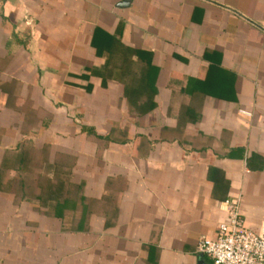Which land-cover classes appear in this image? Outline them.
<instances>
[{
    "label": "crops",
    "instance_id": "obj_1",
    "mask_svg": "<svg viewBox=\"0 0 264 264\" xmlns=\"http://www.w3.org/2000/svg\"><path fill=\"white\" fill-rule=\"evenodd\" d=\"M105 35L158 68L152 110L92 72ZM232 197L257 231L264 0H0V264H211Z\"/></svg>",
    "mask_w": 264,
    "mask_h": 264
},
{
    "label": "trees",
    "instance_id": "obj_2",
    "mask_svg": "<svg viewBox=\"0 0 264 264\" xmlns=\"http://www.w3.org/2000/svg\"><path fill=\"white\" fill-rule=\"evenodd\" d=\"M105 37L109 39H107V41L110 48L104 50H108L111 53H102L103 47L107 48V46L106 42L103 43V39H100L98 46H96V54L98 56L106 55L107 60L103 67L95 69L92 72L101 77L102 81H105L106 79H114L121 82L124 85L125 98L130 107H134L137 113L144 114L152 110L155 107L153 96L156 92L155 79L158 68L151 63L147 53L128 47H122V45L112 36L105 35ZM100 43H103V47H99ZM134 56L137 57V61L141 62V66L138 69L136 68V60L133 59ZM114 132L115 129H112L106 138H113L112 135ZM21 147L25 149L27 148V145L22 144ZM27 158L28 156L25 155V153L20 156L21 165L19 166L18 173L20 182H23V177H25L20 170L23 171V168L27 170V167L22 165L23 161ZM30 160H32V156L30 157ZM36 164L37 160L32 163V166H35ZM35 168H37V166H35ZM67 178L68 177L63 174L61 178H58V181H60L59 184H57V186L53 184L57 188H52V181L47 177V188L44 187L42 191L46 192L47 195H52V198L55 197V192L62 193L64 197L69 196V188H71V185L68 183ZM55 189L56 191H54Z\"/></svg>",
    "mask_w": 264,
    "mask_h": 264
},
{
    "label": "built area",
    "instance_id": "obj_3",
    "mask_svg": "<svg viewBox=\"0 0 264 264\" xmlns=\"http://www.w3.org/2000/svg\"><path fill=\"white\" fill-rule=\"evenodd\" d=\"M223 204L225 220L217 225L216 235L199 239L197 252L211 264H264V222L257 231L250 230L241 218L239 197Z\"/></svg>",
    "mask_w": 264,
    "mask_h": 264
},
{
    "label": "water",
    "instance_id": "obj_4",
    "mask_svg": "<svg viewBox=\"0 0 264 264\" xmlns=\"http://www.w3.org/2000/svg\"><path fill=\"white\" fill-rule=\"evenodd\" d=\"M200 264H203V263H200Z\"/></svg>",
    "mask_w": 264,
    "mask_h": 264
}]
</instances>
